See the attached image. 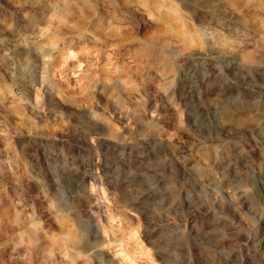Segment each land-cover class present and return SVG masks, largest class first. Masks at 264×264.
<instances>
[{"label":"rangeland","instance_id":"obj_1","mask_svg":"<svg viewBox=\"0 0 264 264\" xmlns=\"http://www.w3.org/2000/svg\"><path fill=\"white\" fill-rule=\"evenodd\" d=\"M56 1L0 0V86L9 87L17 98H24V102H26L23 110L25 123L16 129L11 125L12 122L6 118V113L4 114L0 109V121L4 122L3 125L5 124L3 127L0 123V128L5 130L3 133H5V146L7 147L6 154L0 153V206L8 204L6 207L18 209L21 212L23 224L34 221L38 223L41 230L43 229L42 232L45 233L43 244L46 245L49 244L48 238L51 234L48 233L49 231L46 232V223L43 222L41 213L51 209L49 212L57 217L54 222L56 226L53 224L52 227L53 234L59 237L63 236L62 233L57 232L56 227L59 220L78 225L80 233L82 232L81 236H83L81 244L89 246L96 243L98 245L99 253L102 254L97 256L99 262L110 258L112 264H264V132L248 131L239 126L234 131L236 139L227 138V140L218 135L217 129L205 130V123L198 122L197 124L195 122L197 124L195 125L190 120L186 121L188 120L186 108L176 93L175 83L168 82L160 69L148 66L142 56H134L131 51H127L129 54L123 50L120 52L114 47L99 50L93 49L91 45L83 46L82 43L77 47L74 46L76 48V50L73 49L74 55L65 56L62 51L55 54V57H58V53L63 55L59 57L60 60L57 58L58 66L53 71L49 70L47 73L40 74L39 80L53 95L51 105L58 113L56 118L50 117L47 113L48 102L42 88L38 91H21L24 79L35 81L36 77L33 79L34 74L31 76L29 73L30 71L32 73L30 64H24L25 68L22 65V69L14 66L13 52L17 48V44L8 42L9 30L14 27L16 22L29 16H35L36 12L55 4ZM160 2L168 3L167 5L181 13L187 27L197 35L200 34L198 36L204 43L214 39L210 36H215L218 28L216 29L214 25L204 26L200 12L190 7L185 0H167V2L162 0ZM237 2H241L240 5L238 4L239 6ZM136 3L137 1L134 0L133 4L136 5ZM121 5V0H114L112 7L119 11ZM232 12L235 13L234 19L226 20L225 23L232 30L236 29V33L229 32V35L244 42L252 40L250 43L259 47L260 51L258 50L259 52L254 54V61L258 64L253 62L248 68L249 75L254 76L257 73V66H264V50H262L264 42L259 40L256 31L249 22H244V20L249 19L255 12L258 15H263L264 11L246 7L243 0H233ZM261 15L259 17H262ZM136 22L135 33L139 41H137L138 44L135 42L133 45L138 48L145 33V30L139 27L143 22L148 23L149 21L146 20V17H140ZM199 31L201 32L198 33ZM204 36H209V39ZM33 47L35 52L41 53L40 48ZM256 53L259 54V57ZM48 58H43L41 61L45 63V71H47L48 63L52 62V58ZM259 59H262L263 62L261 63L262 60ZM225 64L227 62H221V60L218 63L219 78H224L223 82L233 77ZM183 65L188 68L199 67L196 61L192 63L186 61ZM8 67L12 69L11 79L5 74ZM122 75L125 77V81L131 78L132 82L125 85ZM87 81L89 85H87ZM93 81H100L101 84L107 86L108 90L97 93L91 88L90 83ZM251 101L248 103L249 108L260 104L258 100H253L252 105ZM151 103L156 105L154 113L148 109ZM208 103V100L203 99L199 107H208ZM120 104L122 105L120 106ZM157 111L160 113L159 115ZM90 124L99 129L102 135L93 134L92 138L84 140L76 134L79 127ZM27 127H29L28 130ZM52 127L54 128L52 129ZM193 129H197L199 132ZM122 146L125 149H122ZM111 150L113 151L111 152ZM234 150L236 154L238 153L237 156ZM233 153V156H236L233 157L234 164L230 163L229 159ZM24 159L28 160L27 163H24L27 175L37 179L39 187L23 188L19 184L16 167L19 163L25 162ZM130 162L132 163L130 164ZM114 165H118L115 166L116 169L113 168ZM231 168L236 172V177L229 185ZM136 169H139L138 171L143 169L144 172H137ZM125 171L127 172L124 173ZM184 172L187 175L183 174ZM127 173L131 174L126 176ZM114 174L117 175L116 179ZM190 175L193 176V179ZM55 180L56 182H54ZM122 181H127L132 185L124 191L128 196L124 195L123 198H128L126 199L128 204L122 203L125 202V199L121 197L122 191L119 189V184ZM134 184L135 186H133ZM90 185H92L91 190ZM79 187L83 188L82 192L78 189ZM69 189L74 191L77 189L78 194L87 195L88 207L85 208L83 204H75L76 207L71 205ZM51 190L54 191L51 192ZM131 191L132 193H129ZM66 192L67 194H65ZM185 195L187 198L184 197ZM51 197L55 199L50 203L56 200L52 205L48 203L49 201L45 202ZM129 198H134V201ZM241 201L246 202L242 204ZM137 203L143 204V207ZM48 204L56 211L52 210V207H48ZM55 204L59 209H63L62 212ZM188 207L190 208L187 209ZM137 208L140 211L143 209L144 214L141 215L142 211L136 210ZM186 209L187 211H185ZM25 210L29 217L25 215ZM0 214L3 215H0V220H6L7 215L10 216L7 218L8 221H0V235H3L0 236V255L3 251L7 252L6 256H1L0 264H28V262L29 264H66L64 259L49 263L45 258L26 248L21 228L19 226L17 228L10 221V211ZM74 217L79 218L75 220ZM84 217L85 219H83ZM10 224L14 226L11 227ZM93 228L97 230V233L100 232L97 239L93 236ZM10 232L15 233L11 235ZM8 235L12 237L8 238L10 237ZM6 238L8 239L6 240ZM61 246L60 243L59 248ZM148 248L149 252H147ZM219 248L220 250H218ZM56 249L55 252H58ZM9 251L10 253H8ZM16 251L18 254L15 253L14 257L13 254ZM24 253L27 257H24ZM20 257L26 258L27 261L25 262V259L22 260ZM111 258H115L113 262ZM37 260H40V263ZM95 263L92 260L90 262V264Z\"/></svg>","mask_w":264,"mask_h":264},{"label":"bare ground","instance_id":"obj_2","mask_svg":"<svg viewBox=\"0 0 264 264\" xmlns=\"http://www.w3.org/2000/svg\"><path fill=\"white\" fill-rule=\"evenodd\" d=\"M121 1H122V5L120 8L121 10L116 11L112 7L114 5V0H57L55 4H53L51 6L49 5V7L45 8V9L42 8V10L36 12L35 16H29L23 20L16 22L14 27L11 30H9L10 32L8 31L9 35H8V39H7L8 42H13V43L17 44V48L13 52V59H14V64H15L14 66H17L20 69H22L21 68L22 65L24 66V64H30L31 68H32V73H31V71L29 73L31 74V76H33V74H34L33 79L36 77L35 81H30L28 79H24V84L21 87V91H24V92H30L31 90L38 91V90H41L40 88H42V90H43L42 92L47 97V102H48L47 113L49 114L50 117L56 118L58 113L55 110V108L51 105V103L53 101V95L51 92H48L46 90L47 88H45V86H43V82L41 80H39L40 79L39 75L43 74V73H47L49 70L53 71L58 66L57 58H59L60 56H63V55L59 54V53H61V51L63 52L62 54H64L65 56H67L68 54L74 55V51H73V49L75 48L74 46L77 47V46L81 45L82 43H83V46L85 44H86V46L91 45L93 47V49L97 48L99 50L114 47V48H116L117 51H120V52L122 50L126 51V52L131 51L134 56H137V57L142 56V58L144 59V61H146L148 66L154 67L156 69H160L162 71L163 76H165V78H166V80H168V82L175 83L174 86H175L176 93L178 94L180 100L182 101L184 107L186 108L187 117H188V120H186V121L190 120L191 122H193V124L195 122H197V124H198V122L205 123V126H204L205 130L206 129L207 130L217 129L219 131L218 135H221L225 139L229 138L231 140L236 139V137L234 135V133H235L234 131H235V128H237L239 126L243 127L245 130H248V131H258V132H262V133L264 132V66L263 65L257 66L256 75H254V76L249 75V73H248L249 65L251 66L252 63L255 62L254 61V56H255L254 54H255V52L260 51L259 47L256 44L250 43V42H252V40H250V42H244L243 40H236L235 37L229 35V32L236 33V29L232 30L229 27V25L227 23H225L226 20L230 21V20L234 19L233 16L235 13L232 12L233 0H185L190 7H193L194 9H197L200 12V14L203 17L204 26L209 27L211 25H214L216 27V29L218 28L217 29L218 31L215 34V36H213L212 34H211L212 36H210L212 38L214 37V39L210 42L207 40L208 42H206V43H204L201 40V38H199L200 36H198V35H200V34L197 35L193 30H191L187 27L188 25L185 24V18L181 13H179L173 7L167 5L168 3L165 4V3L160 2L162 0H160V1L159 0H136L138 3V4L136 3V5L133 4L134 0H121ZM237 1H240V0H237ZM243 1L245 2L246 7H251L253 10L257 9L260 11H264V0H243ZM166 2H167V0H166ZM240 3L237 2V5L238 4L240 5ZM235 10H236V8H235ZM240 11H241V6H240ZM243 13H244V11H243ZM255 14H256V12L253 13L249 19L244 20V22H249L250 26L256 31V34L258 35L259 40L261 39V41L264 42V18H262L264 16V14L261 15L259 13L262 17H259L260 15H258V14L255 15ZM140 17L141 18L146 17V20H148L149 22L148 23L143 22L144 24L142 23L141 27H139L140 29H144L145 33H144L143 37L141 38V43L139 44V47L135 48L134 47L135 42L137 43V41H139V38L137 37V34L135 33V24L137 23L136 22L137 19H139ZM215 27H214V31H215ZM200 32L201 31H199L198 33H200ZM250 35H252V34H250ZM257 35H256V37H257ZM204 37L205 38L207 37L209 39V36H204ZM245 41H247V40H245ZM254 43H255V40H254ZM256 43H257V41H256ZM257 44H259V43H257ZM31 46L32 47L37 46L38 48H40L41 53L35 52V50H33ZM75 50H76V48H75ZM262 50H264V49H262ZM9 52H11V51H9ZM57 52H59L57 55L58 57H55V54ZM258 55L259 54H257V56ZM47 57L52 58V62L48 63L47 71H45V69H44L45 63H43L41 61H43V58H47ZM262 59H263V57H262ZM59 60H60V58H59ZM220 60H221V62L222 61L227 62V64H225V65H226V67H228L230 74H232V76H233L232 79L228 78L226 81L223 82L222 79H224V78H222V79L219 78V73H220L219 71L220 70L218 71V69H219L218 63L220 62ZM186 61H190L191 63L193 61H196L199 64V67H197V68L185 67V65H183V63H185ZM262 62H263V60L261 61V63ZM255 63L258 64V62H255ZM12 64H13V62H12ZM127 65H129V64H127ZM27 66H29V65H27ZM129 66H128V68H129ZM19 68H17V69H19ZM24 68H25V66H24ZM11 70L12 69L8 67V68H6V71H5L6 77H8L9 79L12 78V71ZM125 70H126V68H125ZM24 71H26V70H24ZM130 71H133V70H130ZM250 71H252V70H250ZM37 75H38V79H37ZM46 75L47 74H45V76ZM110 75H111V73H110ZM137 76H139V75H137ZM46 77H44V78L46 79ZM123 77L124 76L122 75V78ZM27 78H28V76H27ZM100 78L102 80V77H100ZM30 79H32V78H30ZM124 79H125V77L122 79L124 82L123 81L122 82L125 85L132 82L131 78L130 79L128 78L127 81H125ZM219 79H221V80H219ZM90 84H91V88L94 91H96L97 93H102L103 91L108 90L107 86L101 84L100 81H93ZM87 85H89L88 81H87ZM117 86H118V84H117ZM167 86H169V85H167ZM91 88H89V89H91ZM118 88L121 89L120 87H118ZM127 89L129 90L130 88H127ZM120 91H123V90H120ZM124 93H123V95H124ZM171 96H169V97H171ZM125 97H127V96H125ZM118 99L121 100V98H118ZM203 99L209 101V103L207 105L208 107H205V108L199 107V105ZM177 100H178V98H177ZM251 100L252 101L258 100L260 102V104L258 103L259 105L249 108L248 103ZM25 104H26V102H24V98H22V99L20 97L17 98L15 96V94L13 93V90H11L9 87L0 86V109H2V112L4 114L6 113V118H8V120L12 122L11 125H13V127L15 129L17 127L23 126L24 125L23 123H25V117L23 114ZM180 104H181V102H180ZM121 105L122 104H120V106ZM252 105H253V102H252ZM162 108H163V106H162ZM148 109L150 110L151 113H154L156 111V105L151 103ZM0 113H1V111H0ZM3 113H2V115H3ZM27 113H28V111H27ZM159 114L160 113L158 112V115ZM2 119H4V118H2ZM86 119H88V118H86ZM0 123H2V126L5 127V124L3 125L4 122L0 121ZM82 123H83V121H82ZM197 124L195 123V125H197ZM25 125H27V124H25ZM56 125H59V124H56ZM190 127H191V125H190ZM195 127H197V126H195ZM28 128L29 127H27V130H28ZM53 128L54 127H52V129ZM98 128H100V127H98ZM40 129H42V128H40ZM45 129H43V130H45ZM151 129H152V127H151ZM50 130H51V128H50ZM196 130L197 129H195L194 131H196ZM3 131H5V130H2L0 128V153L4 155L7 152V147L5 146V133H3ZM76 134L79 137L84 138V140L89 139L93 134H98L97 136L102 135L101 131H99V129H97L95 126H92L91 124L85 125L83 127H79L78 130H76ZM258 135H260V134H258ZM239 136H240V133H239ZM207 137H208V135H207ZM217 138L220 139V137H217ZM55 139H57V138H55ZM75 139H73V140H75ZM130 139H132V138H130ZM16 140H17V138H16ZM103 140H106V139H103ZM214 140H215V138H214ZM125 141H126V139H125ZM19 145H17V146H19ZM88 145H89V143H88ZM112 145H114V144H112ZM122 149H125V148L122 146ZM112 151L113 150H111V152ZM230 151H228V152H230ZM114 152H115V150H114ZM232 152H233V150H232ZM234 152L236 154L235 150H234ZM114 154H112V155H114ZM237 154H236V156H237ZM233 155H234V153L232 154V157L229 158L230 163H232V164H234L233 163L234 162L233 157H236ZM137 157H141V156H137ZM20 160H22L21 157H20ZM27 161L25 160V162L19 163L16 167V169H17L16 172L18 175V182L23 188H29L32 186L35 188L39 187L38 185H40V184H39L38 180L35 179L34 177H30L27 175V171H26L25 164H24V163H27ZM237 161H238V157H237ZM2 163H4V162L2 161ZM131 163L132 162H130V164ZM60 164H62V163L60 162ZM236 164H238V163H236ZM1 166L3 167V164H1ZM112 166H113V164H112ZM115 166H118V165H114L113 168H115ZM134 166H135V163H134ZM137 168H139V167H137ZM146 169H144V170H146ZM138 170H137V172H140L143 169L140 171H138ZM180 170H183V169H180ZM247 170H248V168H247ZM126 172L127 171H125L124 173H126ZM142 172H144V171H142ZM229 172H230L229 173L230 177H229L228 184L230 182H232L236 177V172L234 171L233 168H231V170ZM29 173H31V172H29ZM113 173H115V172H113ZM129 174H131V173H129ZM129 174L126 176H129ZM183 174H186V173L184 172ZM114 175H116V174H114ZM188 175H189V173H188ZM192 175H190V176H192ZM131 176H130V178H131ZM149 177H151V176H149ZM114 178L116 179L117 175L114 176ZM4 179H6V178H4ZM191 179H193V176ZM77 180H79V179H77ZM110 181L113 182V180H111V179H110ZM135 181H136V179H135ZM54 182H56V180ZM69 182H71V181H69ZM241 182H243V181H241ZM199 183H200V181H199ZM79 185H80V182H79ZM115 185H116V182H115ZM119 185H120V187L119 186L118 187L122 191L121 197L123 198L124 195H127L124 191L129 189L132 185L127 181H122L121 184H119ZM133 186H135V184ZM54 188H55V186H54ZM78 189L83 190L82 187H79ZM91 189H92V185H90V190ZM133 189H134V187H133ZM49 190H50V188H49ZM82 190H81V192H82ZM53 191L51 190V192H53ZM77 191H78L77 189H76V191H74L73 189H69L68 193H69L70 204L73 206H75V204H78V205L83 204V206H85V208H86V206L88 204L87 202H89L86 198L87 195L85 196L81 193L78 194L79 191L78 192ZM85 192L87 193V191H85ZM129 193H132V191ZM52 194H54V193H52ZM65 194H67V192ZM60 195H61V193H60ZM119 195H120V193H119ZM119 195H116V196H119ZM132 197H133V195H132ZM184 197H186V195ZM52 198L53 197H51L50 200H45V202L49 201L48 203L50 205H52V203H55V201H56L55 200L54 202L50 203V201L55 199V198L54 199H52ZM123 199H125V198H123ZM126 199H128V198H126ZM126 199H125V202L123 201L122 203H127ZM161 199H162V197H161ZM241 202H242V204H244V202H246V201H241ZM130 203H131V201H130ZM60 204H62V202H60ZM70 204H68V206ZM137 204L140 205V203H137ZM0 205H1V202H0ZM7 205L8 204L0 206V210L3 213L10 211V213H11L10 221H12V223L15 226H17V228H18V226L21 228L20 230L22 231V234H24V241H25L24 245H26V248L31 249L36 254H38L40 257L45 258L46 260L49 261V263H51V262L54 263L56 260L58 261L59 259H61L63 261V259H64L66 264H90L91 260L96 262L95 264H112L111 261L109 260L110 258L106 261H104V259H103L104 262H101L102 260L99 262V259L97 256L102 255V254L99 253V249L97 247L98 245L96 243H92L89 246H84L81 244V238H83V236H81L82 232L80 233L81 230L79 229L78 225H75L73 223L66 222V221H60L58 219L59 221H58V225L56 227L57 232L62 233L63 236L59 237V236L53 234L52 227H53V224L55 225L54 222H55V219L57 217L54 214L49 212V211H51V209L48 210V212L44 211L41 213L43 222L46 223V227H45L47 230L46 232L49 231L48 233L51 234L48 238L49 244L46 245V244H43V240L45 239V236H44L45 233L42 232L43 229L41 230L39 224L36 223L34 220H33L34 222H27L26 224H23V222H22L23 218L21 217V212L18 209H16L15 207L14 208L9 207L10 208L9 209L8 207H6ZM50 205L48 207H52ZM142 205H140V206H142ZM186 205H184V206H186ZM136 206H134V207H136ZM192 206H194V205H192ZM126 207H127V205H126ZM190 207H188L187 209H189ZM57 208L59 209L58 206H57ZM144 208H146V207H144ZM40 209H42V208H40ZM187 209L185 211H187ZM250 209H251V207H250ZM44 210H45V208H44ZM52 210H55V208L53 209V207H52ZM59 210L62 212L63 209L62 210L59 209ZM136 210H138V208ZM21 211L23 212V210H21ZM138 211H140V210H138ZM141 211H142V214L141 213L140 214L143 215L144 214L143 209H141ZM251 211H252V209H251ZM78 212H79V210H78ZM26 213L27 212L25 210V215H26ZM57 213H58V211H57ZM0 215H2V214H0ZM120 215H122V214H120ZM148 215H147V217H148ZM26 216H28V215H26ZM123 216H124V214H123ZM28 217L26 219L27 221H28ZM85 217H86V215H85ZM85 217L83 219H85ZM7 218H10V216L8 217V215H7ZM7 218H6V220L8 221ZM74 218H75V220H77V218H79V217H74ZM30 219H31V217H30ZM6 220H0V221H6ZM109 220H110V218H109ZM78 224H79V222H78ZM2 225H4V224H2ZM8 226H9V224H8ZM10 226H11V224H10ZM13 226H11V227H13ZM93 229H94V233H93L94 235L93 236H94V238L97 239L98 236L100 235V232L98 231L99 233H97V230H95V228H93ZM103 231H104V229H103ZM14 233L12 232L11 235ZM83 234L85 235V233H83ZM206 234H208V233H206ZM11 235H8V236H10L8 238H11L12 237ZM105 236H106V234H105ZM206 237H207V235H206ZM8 238H6V240ZM20 240H21V237H20ZM13 241H14V239H13ZM16 241H17V239H16ZM22 241H23V239H22ZM202 241H203V239H202ZM114 242H115V240H114ZM114 242H112V243H114ZM10 243H11V240H10ZM13 243H16V242H13ZM46 243H47V240H46ZM60 243L62 244L61 248H59ZM100 245L102 246V244H100ZM213 245H215V244H213ZM197 246H199V245H197ZM197 246H196V248H197ZM212 246H210V247L212 248ZM203 247H204V245H203ZM55 248H57L56 250L58 252H55ZM9 249H11V248H9ZM100 250H102V249H100ZM218 250H220V248ZM10 251L8 253H10ZM18 251H20V250L18 249ZM27 251H28V249H27ZM195 251H193V253H195ZM25 252H26V249H25ZM147 252H149V248H148ZM218 252H220V251H218ZM15 253L18 254L16 251V252H14L13 256L15 255ZM6 254H7V252H5V251L2 252V255L6 256ZM22 254H23V252H22ZM2 255H0V259H1ZM25 255L26 254L24 253V257H27ZM3 258H5V257L3 256ZM20 258H22V257H20ZM23 259H25L24 260L25 262L27 261L26 258H22V260ZM27 259H29V258H27ZM38 259H40V258L38 257ZM111 259L113 262V259H115V258H111ZM233 260H235V259H233ZM22 263H23V261H22ZM38 263H40V260L38 261ZM23 264H25V263H23ZM28 264H29V262H28Z\"/></svg>","mask_w":264,"mask_h":264}]
</instances>
